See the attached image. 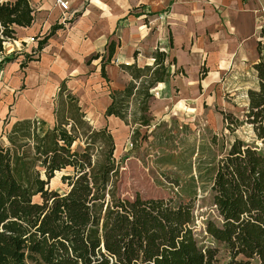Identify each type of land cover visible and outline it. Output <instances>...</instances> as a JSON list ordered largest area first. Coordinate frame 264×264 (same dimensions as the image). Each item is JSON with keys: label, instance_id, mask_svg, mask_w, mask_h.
Instances as JSON below:
<instances>
[{"label": "trees", "instance_id": "obj_1", "mask_svg": "<svg viewBox=\"0 0 264 264\" xmlns=\"http://www.w3.org/2000/svg\"><path fill=\"white\" fill-rule=\"evenodd\" d=\"M34 21L29 0L0 2V54L7 40H16L17 27L29 28ZM62 27L54 26L33 54L25 55L22 68ZM108 52V60L102 58L104 77L115 43ZM259 53L258 88L248 92L243 120L221 112L223 131L210 130L204 142L192 148L190 173L186 179L176 175L173 194L167 199L124 196L122 162L115 157L111 130L91 125L66 82L55 97L51 129L45 131L36 119L19 120L4 129L0 137V264H264L261 44ZM153 59L151 66H121L131 81L112 91L105 112L106 117L130 126L135 148L161 126L150 112L152 91L169 80L175 62H169L160 49ZM245 126L253 133L252 143L236 135ZM176 129L190 131L189 125ZM158 138L167 140L163 135ZM184 163L185 155L178 154L168 162L174 169ZM63 172V189L52 190L50 182ZM205 187L217 220L206 221L204 232L223 247L228 256L223 261L218 247L201 246L198 241L197 203Z\"/></svg>", "mask_w": 264, "mask_h": 264}, {"label": "crops", "instance_id": "obj_2", "mask_svg": "<svg viewBox=\"0 0 264 264\" xmlns=\"http://www.w3.org/2000/svg\"><path fill=\"white\" fill-rule=\"evenodd\" d=\"M65 1L69 3L67 14L56 5L55 0H29L34 10L33 25L29 28L17 27V39L5 43V56L12 60L4 61L3 58L0 61V79L14 78L15 91L22 96L19 112L34 114L39 108L35 95H48L52 87L57 95L66 82L69 90L79 97L91 125L97 128L88 116L82 97L70 86L73 79L85 77L90 81L88 73L95 65L93 76L100 81L101 87L107 85L101 116L106 124L97 129L109 128L108 121L112 120L131 129L118 118L105 116L112 102L110 95L131 81V76L121 69L122 65L151 66L154 63L153 54L158 49L167 53L169 62H175L171 64L169 80L152 91L154 98L150 112L155 124L160 123L158 113L171 115L176 112L180 100L195 99L197 102L196 105L194 101L185 103V109H206L213 98L241 95L248 99V92L256 90L252 86L258 85L255 66L261 57L259 46H264V0ZM56 25L63 27L25 68L21 66V57L10 55L12 51H19L21 46H26L25 55L31 54ZM35 37L37 42L29 44L30 39ZM112 43H115V54L104 68V77L102 58L105 56V61L108 60V49ZM97 55L100 58L93 59ZM34 83L37 87L33 86ZM157 91L164 97L161 104L155 99ZM56 95L51 122L34 116L15 119V122L36 119L44 124L45 131L51 129L55 125ZM247 102L249 105V100ZM9 104L0 103V129L15 123L3 118V115L10 116L12 113ZM217 112L223 131L221 112H232Z\"/></svg>", "mask_w": 264, "mask_h": 264}, {"label": "rangeland", "instance_id": "obj_3", "mask_svg": "<svg viewBox=\"0 0 264 264\" xmlns=\"http://www.w3.org/2000/svg\"><path fill=\"white\" fill-rule=\"evenodd\" d=\"M34 39L35 41H29V44L36 43L37 37ZM13 41L7 40L5 43L9 44ZM6 44L3 46L5 47ZM25 49L26 46H21L19 51H12L10 55L16 58L21 57V62H24ZM33 52L34 50L30 53L33 54ZM38 56L39 54H35V57ZM94 67L95 65L91 67V73H88V76H90L89 79H91L90 81L85 77L84 79H73L70 86L82 97L89 118L92 120L94 126L98 128L106 124L103 122L101 116L107 85L103 84L101 87L100 81L95 79L93 76ZM19 86L21 87L20 83ZM33 86L37 87L36 83ZM257 87L258 85L252 86V89H257ZM33 90H36V88ZM18 93L19 91H15L14 78L2 77L0 79V103H5L6 105L10 103L9 107H12V109H9L10 113L12 112L11 115H3V118H9V120L11 119V121L15 122V119L34 116L35 118L43 120L47 119L49 122L52 121L54 96L56 95L53 87L48 95L41 96L39 93L35 95V101H38L39 108L34 114L29 115L19 112V102L22 96L20 97L21 94ZM22 95H24L23 92ZM155 99L158 104H161L160 102L164 100L160 91L156 92ZM191 100L195 102L193 104H197L195 99ZM192 101L180 100L177 102L180 104V107L171 115L169 113L164 114V112L163 114L158 113L157 118L161 124L160 128L150 136L148 141L141 143L140 147L138 146L137 148L131 145V129L125 128L114 120L111 122L108 121V126L116 142L115 157L119 162H122V191L124 196L132 198L136 194H140L141 197L146 199L169 198L173 194L172 188L176 175L183 176L186 179V176L190 173V161L188 160L192 148L197 149L204 142L203 138L209 135L210 130L215 132L222 131V122L217 111L227 110L228 112H232L240 120H243L248 108V99L241 95H226L224 97L213 98L206 109L199 107L185 109V103L189 104L190 102L191 104ZM13 110L16 111L13 112ZM185 124L189 125L190 131H181V129L178 131L176 129L177 126L179 127V125L183 126ZM10 128L11 124L7 125L6 128L3 126L2 129L9 130ZM2 129H0V132ZM153 130L154 128L149 130V133ZM142 132L146 133L147 129H143ZM159 135H163L164 139H167L166 142L161 140L162 145L158 138ZM236 135L248 143H252L253 141V133L248 126L241 128ZM165 143L166 145H164ZM173 154H178L179 156L185 155L186 163L180 165L179 168H172L168 162ZM64 174V172L57 173L56 177L50 182L49 187L52 190L63 189L61 178ZM205 188V191H201L197 203L198 241L201 246L218 247L221 251L220 259L223 261L228 258L223 247L216 244L204 232V223L206 221L217 220L216 210L212 206L208 187Z\"/></svg>", "mask_w": 264, "mask_h": 264}, {"label": "built area", "instance_id": "obj_4", "mask_svg": "<svg viewBox=\"0 0 264 264\" xmlns=\"http://www.w3.org/2000/svg\"><path fill=\"white\" fill-rule=\"evenodd\" d=\"M2 1L8 2L10 0H0V2H2ZM55 2H56V5L67 14V12L69 11V3L67 1H65V0H55ZM263 14H264V10H263ZM30 41L34 42L35 39L31 38ZM263 41L264 40H262V42ZM5 57H6L5 53L4 54H0V61L3 60V58H5Z\"/></svg>", "mask_w": 264, "mask_h": 264}, {"label": "bare ground", "instance_id": "obj_5", "mask_svg": "<svg viewBox=\"0 0 264 264\" xmlns=\"http://www.w3.org/2000/svg\"><path fill=\"white\" fill-rule=\"evenodd\" d=\"M29 103V102H28ZM31 105V104H30ZM43 111V110H42Z\"/></svg>", "mask_w": 264, "mask_h": 264}]
</instances>
